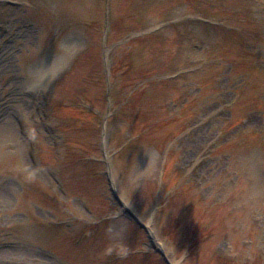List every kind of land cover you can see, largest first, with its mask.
Listing matches in <instances>:
<instances>
[{"label":"rangeland","instance_id":"1","mask_svg":"<svg viewBox=\"0 0 264 264\" xmlns=\"http://www.w3.org/2000/svg\"><path fill=\"white\" fill-rule=\"evenodd\" d=\"M0 264H264V0H0Z\"/></svg>","mask_w":264,"mask_h":264},{"label":"clouds","instance_id":"2","mask_svg":"<svg viewBox=\"0 0 264 264\" xmlns=\"http://www.w3.org/2000/svg\"><path fill=\"white\" fill-rule=\"evenodd\" d=\"M62 71L59 67H50L42 72H37L33 74V83L29 86L32 89H43L45 88L52 79L55 78L59 72ZM111 238L116 242L122 243V236L120 234L112 235Z\"/></svg>","mask_w":264,"mask_h":264}]
</instances>
